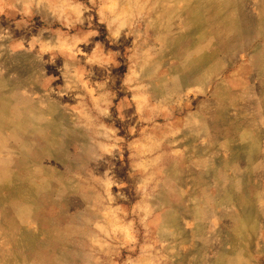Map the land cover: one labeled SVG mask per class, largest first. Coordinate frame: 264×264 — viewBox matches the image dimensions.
Wrapping results in <instances>:
<instances>
[{
  "label": "rangeland",
  "instance_id": "obj_1",
  "mask_svg": "<svg viewBox=\"0 0 264 264\" xmlns=\"http://www.w3.org/2000/svg\"><path fill=\"white\" fill-rule=\"evenodd\" d=\"M0 264H264V0H0Z\"/></svg>",
  "mask_w": 264,
  "mask_h": 264
}]
</instances>
